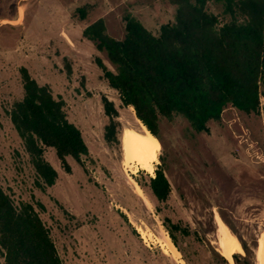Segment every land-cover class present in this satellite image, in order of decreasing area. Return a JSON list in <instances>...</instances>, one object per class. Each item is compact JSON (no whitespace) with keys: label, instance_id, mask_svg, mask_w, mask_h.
Listing matches in <instances>:
<instances>
[{"label":"rangeland","instance_id":"obj_1","mask_svg":"<svg viewBox=\"0 0 264 264\" xmlns=\"http://www.w3.org/2000/svg\"><path fill=\"white\" fill-rule=\"evenodd\" d=\"M85 6L82 20L77 9ZM208 9L222 22L229 19L221 5L209 3ZM128 13L157 35L175 21L176 6L170 0H0L1 187L17 206L35 207L63 264H256L264 233V77L259 112L228 106L220 121L208 123L209 134L195 133L182 116L160 121L155 173L164 171L171 193L159 202L149 188L155 173L132 174L122 166V135L142 123L105 80L96 60L115 71L107 54L83 36L103 19L107 34L122 40ZM21 68L65 101L68 120L89 149L82 165L67 158V173L55 149L45 148L58 178L44 189L9 114L24 97ZM103 97L119 111V143L112 145L104 138L109 118ZM217 216L239 238L230 260L217 250ZM168 230L179 258L160 245Z\"/></svg>","mask_w":264,"mask_h":264},{"label":"trees","instance_id":"obj_2","mask_svg":"<svg viewBox=\"0 0 264 264\" xmlns=\"http://www.w3.org/2000/svg\"><path fill=\"white\" fill-rule=\"evenodd\" d=\"M170 1L176 6L175 21L162 25L157 35L130 13L124 16L122 40L107 34L103 19L83 32L115 68L112 71L96 60L110 88L118 92L124 107L135 110L160 144L162 119L182 116L195 133L209 134L208 123L220 121L228 106L246 114L258 113L264 77V0ZM209 3L221 5L229 19L222 22L210 12ZM88 9H77L82 20ZM21 74L24 97L9 114L44 189L54 186L58 178L44 157L45 148L55 149L67 173L71 172L67 158L82 165L89 149L81 131L68 120L65 101L56 98L49 86H40L26 68H21ZM102 103L109 118L105 141L119 143V111L107 97ZM149 188L159 202L168 200L171 185L161 168L150 178ZM0 264H63L35 207L30 203L17 206L1 185Z\"/></svg>","mask_w":264,"mask_h":264},{"label":"bare ground","instance_id":"obj_3","mask_svg":"<svg viewBox=\"0 0 264 264\" xmlns=\"http://www.w3.org/2000/svg\"><path fill=\"white\" fill-rule=\"evenodd\" d=\"M121 142L122 166L126 171L132 174H137L140 170L151 175L155 173V150L158 146V139L143 124L140 129L126 128ZM137 192H141L139 186H137ZM217 222L219 227V237L216 243L217 250L223 257L230 260V249L239 243V238L219 216H217ZM136 229L144 239H150L148 230L141 226H137ZM165 236L166 242H161V247L179 258L181 256L179 250L172 242L170 236L168 234ZM181 262L184 263L183 260ZM256 264H264V233L259 239L256 250Z\"/></svg>","mask_w":264,"mask_h":264}]
</instances>
